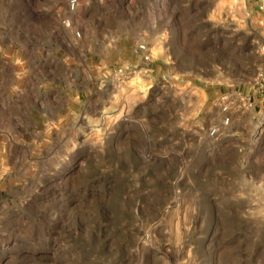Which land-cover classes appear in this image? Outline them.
I'll list each match as a JSON object with an SVG mask.
<instances>
[{
  "label": "rangeland",
  "instance_id": "1",
  "mask_svg": "<svg viewBox=\"0 0 264 264\" xmlns=\"http://www.w3.org/2000/svg\"><path fill=\"white\" fill-rule=\"evenodd\" d=\"M66 1L0 0V264H264V0Z\"/></svg>",
  "mask_w": 264,
  "mask_h": 264
},
{
  "label": "built area",
  "instance_id": "2",
  "mask_svg": "<svg viewBox=\"0 0 264 264\" xmlns=\"http://www.w3.org/2000/svg\"><path fill=\"white\" fill-rule=\"evenodd\" d=\"M80 0H67L66 1V5H67V9L69 12H74L78 6H79ZM77 36H79V34L77 33ZM136 54H139L140 59L144 62V63H149L150 62V55L148 53V50L146 48V46L144 44H140L137 48H136ZM261 86H264V74L260 75V79L258 80ZM223 110L226 111L227 107H223ZM229 122V118H225L224 120V124H228ZM218 134V129L217 128H212L209 131V135L210 136H216Z\"/></svg>",
  "mask_w": 264,
  "mask_h": 264
}]
</instances>
